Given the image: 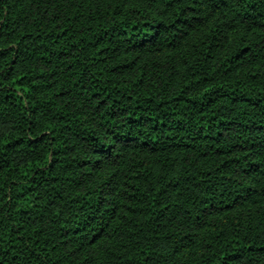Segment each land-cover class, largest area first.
Masks as SVG:
<instances>
[{
  "label": "trees",
  "instance_id": "trees-1",
  "mask_svg": "<svg viewBox=\"0 0 264 264\" xmlns=\"http://www.w3.org/2000/svg\"><path fill=\"white\" fill-rule=\"evenodd\" d=\"M0 264H264V0H0Z\"/></svg>",
  "mask_w": 264,
  "mask_h": 264
},
{
  "label": "rangeland",
  "instance_id": "rangeland-1",
  "mask_svg": "<svg viewBox=\"0 0 264 264\" xmlns=\"http://www.w3.org/2000/svg\"><path fill=\"white\" fill-rule=\"evenodd\" d=\"M207 26H208V23H206V24L202 25L201 27H199L198 29H196L194 32L195 34L193 33L194 36L197 37V34L202 35L203 32L205 31V29L207 28ZM181 49H182V47H181ZM175 51H176L175 54L179 53V49H177ZM170 53H172V50H166V51L161 52V53L147 55V56H145V58H146V60H148V59L152 60L153 58L164 59Z\"/></svg>",
  "mask_w": 264,
  "mask_h": 264
}]
</instances>
